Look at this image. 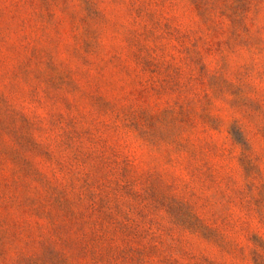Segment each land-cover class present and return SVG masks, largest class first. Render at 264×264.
<instances>
[{
    "label": "rangeland",
    "instance_id": "374dc122",
    "mask_svg": "<svg viewBox=\"0 0 264 264\" xmlns=\"http://www.w3.org/2000/svg\"><path fill=\"white\" fill-rule=\"evenodd\" d=\"M0 264H264V0H0Z\"/></svg>",
    "mask_w": 264,
    "mask_h": 264
}]
</instances>
